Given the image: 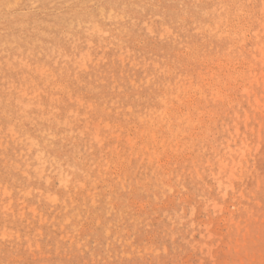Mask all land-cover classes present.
<instances>
[{"label": "rangeland", "instance_id": "obj_1", "mask_svg": "<svg viewBox=\"0 0 264 264\" xmlns=\"http://www.w3.org/2000/svg\"><path fill=\"white\" fill-rule=\"evenodd\" d=\"M0 264H264V0H0Z\"/></svg>", "mask_w": 264, "mask_h": 264}, {"label": "bare ground", "instance_id": "obj_2", "mask_svg": "<svg viewBox=\"0 0 264 264\" xmlns=\"http://www.w3.org/2000/svg\"><path fill=\"white\" fill-rule=\"evenodd\" d=\"M208 125V124H207ZM183 142V141H182ZM194 142V141H193ZM181 145V144H180ZM123 183V182H122ZM84 212V211H83ZM88 213V212H87ZM74 215H72V217H73ZM68 220V219H67Z\"/></svg>", "mask_w": 264, "mask_h": 264}]
</instances>
